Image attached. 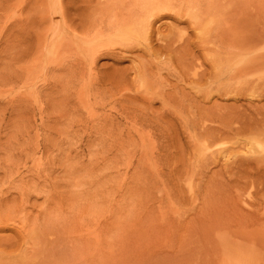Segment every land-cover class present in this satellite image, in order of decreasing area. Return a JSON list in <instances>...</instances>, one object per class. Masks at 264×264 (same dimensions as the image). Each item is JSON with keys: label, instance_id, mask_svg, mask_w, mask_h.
I'll list each match as a JSON object with an SVG mask.
<instances>
[{"label": "rangeland", "instance_id": "1", "mask_svg": "<svg viewBox=\"0 0 264 264\" xmlns=\"http://www.w3.org/2000/svg\"><path fill=\"white\" fill-rule=\"evenodd\" d=\"M0 264H264V0H0Z\"/></svg>", "mask_w": 264, "mask_h": 264}]
</instances>
